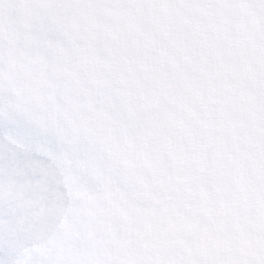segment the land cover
Listing matches in <instances>:
<instances>
[{
	"label": "snow or ice",
	"instance_id": "1",
	"mask_svg": "<svg viewBox=\"0 0 264 264\" xmlns=\"http://www.w3.org/2000/svg\"><path fill=\"white\" fill-rule=\"evenodd\" d=\"M0 264H264V0H0Z\"/></svg>",
	"mask_w": 264,
	"mask_h": 264
}]
</instances>
